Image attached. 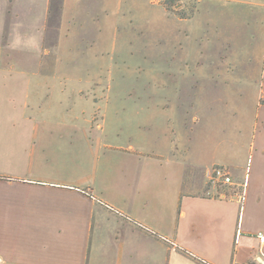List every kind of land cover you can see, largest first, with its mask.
Masks as SVG:
<instances>
[{"label":"rangeland","instance_id":"1","mask_svg":"<svg viewBox=\"0 0 264 264\" xmlns=\"http://www.w3.org/2000/svg\"><path fill=\"white\" fill-rule=\"evenodd\" d=\"M66 1L60 52L42 50L36 62L57 59L60 68L52 67L50 77L74 82L60 84L64 94L52 86V107L87 106L72 94L77 87L93 101L87 109L94 115L90 130H46L50 145L59 149L67 175L91 180L125 209L140 208L143 222L178 221L180 205L170 203L191 189L185 171L192 163L198 185L208 180V167L233 173L247 161L260 103L261 23L249 38L246 8L217 0ZM234 57L242 70L220 65Z\"/></svg>","mask_w":264,"mask_h":264},{"label":"crops","instance_id":"2","mask_svg":"<svg viewBox=\"0 0 264 264\" xmlns=\"http://www.w3.org/2000/svg\"><path fill=\"white\" fill-rule=\"evenodd\" d=\"M217 1L246 8L249 38L257 37L258 24L264 30V0ZM66 11V0H0V264H264V243L256 237L264 234V57L249 155L230 172L242 184L250 165L244 210L221 197L231 186L209 187L211 167L208 180L194 185L192 163L185 171L191 189L170 203L180 205L178 221L152 226L140 208L125 209L91 180L67 175L59 149L49 143L46 130H90L93 123V107L87 109L93 101L81 88L71 92L87 106L52 107V86L64 94L62 87L74 82L50 77L52 67L60 68L57 59L36 62L42 50L60 52L56 39ZM240 60L220 65L236 72Z\"/></svg>","mask_w":264,"mask_h":264},{"label":"built area","instance_id":"3","mask_svg":"<svg viewBox=\"0 0 264 264\" xmlns=\"http://www.w3.org/2000/svg\"><path fill=\"white\" fill-rule=\"evenodd\" d=\"M170 0H150L152 4L161 5ZM250 172V165L247 166L245 180L242 184H236L230 174V171L225 167H215L211 171V181L217 185L231 186L232 191L224 194L221 197L225 200H237L241 205V210H244L246 188L248 186V176ZM261 243H264V234L259 233L256 236Z\"/></svg>","mask_w":264,"mask_h":264}]
</instances>
